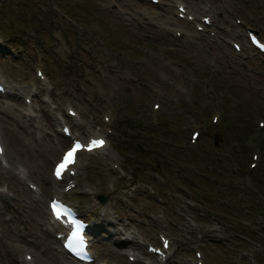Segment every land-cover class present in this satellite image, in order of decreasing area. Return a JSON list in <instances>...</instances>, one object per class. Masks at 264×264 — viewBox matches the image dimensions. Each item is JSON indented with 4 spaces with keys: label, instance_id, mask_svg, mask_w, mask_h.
I'll list each match as a JSON object with an SVG mask.
<instances>
[{
    "label": "rangeland",
    "instance_id": "374dc122",
    "mask_svg": "<svg viewBox=\"0 0 264 264\" xmlns=\"http://www.w3.org/2000/svg\"><path fill=\"white\" fill-rule=\"evenodd\" d=\"M159 1L0 0V264H79L54 237L52 196L93 220L91 250L110 264H193L195 251L203 264H264V54L244 38L252 27L264 39V0ZM177 3L211 15L215 36L177 18ZM59 122L108 139L79 155L67 192L51 178L69 141ZM160 235L163 263L145 251Z\"/></svg>",
    "mask_w": 264,
    "mask_h": 264
},
{
    "label": "snow or ice",
    "instance_id": "6c2138e0",
    "mask_svg": "<svg viewBox=\"0 0 264 264\" xmlns=\"http://www.w3.org/2000/svg\"><path fill=\"white\" fill-rule=\"evenodd\" d=\"M105 141L93 139L87 145L81 144L79 141L75 142L72 148L64 155L63 160L60 165L57 166L56 174L59 176L62 171L68 169V167L76 162V154L81 150L93 151L96 148H100L104 145ZM53 212L59 219L61 212L57 210V205L54 203L52 205ZM167 247V242L165 243Z\"/></svg>",
    "mask_w": 264,
    "mask_h": 264
},
{
    "label": "bare ground",
    "instance_id": "6f19581e",
    "mask_svg": "<svg viewBox=\"0 0 264 264\" xmlns=\"http://www.w3.org/2000/svg\"><path fill=\"white\" fill-rule=\"evenodd\" d=\"M179 6V5H178ZM186 12H187V10H186ZM187 18V15H185V17H184V19H186ZM187 20V19H186ZM185 35V34H184ZM183 35V36H184ZM182 36V35H181ZM182 36V37H183ZM196 44V43H195ZM197 45V44H196ZM64 125H67L68 127H70L68 124H67V122L64 124ZM90 135H94L93 133H91ZM89 138V137H88ZM105 149H107V147L106 148H102L100 151H104ZM5 152V151H4ZM95 153V152H94ZM3 155H4V153L2 154V157H3ZM46 204L48 205V202H46Z\"/></svg>",
    "mask_w": 264,
    "mask_h": 264
},
{
    "label": "trees",
    "instance_id": "16d2710c",
    "mask_svg": "<svg viewBox=\"0 0 264 264\" xmlns=\"http://www.w3.org/2000/svg\"><path fill=\"white\" fill-rule=\"evenodd\" d=\"M262 148H263V152H264V145L262 146ZM260 172L263 173L264 169L260 170Z\"/></svg>",
    "mask_w": 264,
    "mask_h": 264
},
{
    "label": "water",
    "instance_id": "95a60500",
    "mask_svg": "<svg viewBox=\"0 0 264 264\" xmlns=\"http://www.w3.org/2000/svg\"><path fill=\"white\" fill-rule=\"evenodd\" d=\"M218 140H220V139L218 138Z\"/></svg>",
    "mask_w": 264,
    "mask_h": 264
}]
</instances>
